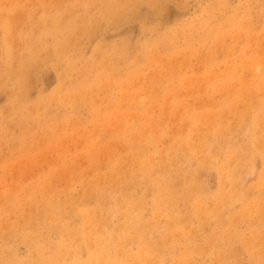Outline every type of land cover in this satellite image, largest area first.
<instances>
[{
    "label": "bare ground",
    "instance_id": "1",
    "mask_svg": "<svg viewBox=\"0 0 264 264\" xmlns=\"http://www.w3.org/2000/svg\"><path fill=\"white\" fill-rule=\"evenodd\" d=\"M133 1L0 0V171L54 154L2 186L0 264H264V0L87 54Z\"/></svg>",
    "mask_w": 264,
    "mask_h": 264
},
{
    "label": "rangeland",
    "instance_id": "2",
    "mask_svg": "<svg viewBox=\"0 0 264 264\" xmlns=\"http://www.w3.org/2000/svg\"><path fill=\"white\" fill-rule=\"evenodd\" d=\"M211 2L222 3L225 4L227 8L232 9L240 4V0H134L133 2L128 3V8L124 13V17L120 20L123 23L118 21L113 26L108 28L105 26H102L101 28L100 26L101 31L98 30L97 34H94L91 40L84 45L85 51L87 54H90L91 47L96 43L113 46L120 41H127L130 46L143 45L149 42L152 37L149 28L158 27V30L165 31L195 21L200 17L201 9ZM134 15H136V18ZM238 45H235V43L230 44L231 48L234 49L236 56H238L239 51H241L240 46ZM188 67L183 71V73H181V75L185 76L183 81L186 84H184L182 89L184 92H191L187 90L190 86L189 78L191 73L195 72L200 74L202 72L201 68L200 70L198 69L199 66L197 65L195 59H191V63ZM218 71L221 76L227 75L226 69L222 65L219 67ZM31 75L33 76L34 83L32 84H34V88L32 87L33 85H31V89H29L28 95L30 94V96L28 97L30 99L35 98L39 90H41L44 94H48L57 83L55 72L53 70L40 68L39 70L37 69L33 71ZM246 75L247 72L243 74V76ZM162 76H164V73ZM32 92L34 93L32 94ZM113 93L118 96L116 89ZM6 97L7 94L0 92V110L6 103ZM189 100L193 101L192 99ZM103 136L106 138V134L100 133L99 137L103 138ZM11 150L12 148L9 145L2 143L0 145V156H10ZM53 155V153L46 154L45 152L31 150L27 153L11 155L16 156L14 158H6L3 162L7 168H5L4 172L0 171V194L6 190L5 187L2 189V186L11 184L18 175L22 176V174L31 173L32 170V172H34L36 170L45 169L48 162L47 156ZM206 181L209 189L214 190V178L208 175L206 176ZM249 183L250 181L248 180L247 184ZM18 252L23 255L25 249L20 247ZM196 261L201 262L202 259L197 258ZM242 263H247L246 256L242 257Z\"/></svg>",
    "mask_w": 264,
    "mask_h": 264
}]
</instances>
